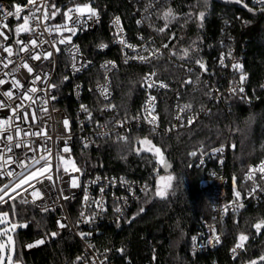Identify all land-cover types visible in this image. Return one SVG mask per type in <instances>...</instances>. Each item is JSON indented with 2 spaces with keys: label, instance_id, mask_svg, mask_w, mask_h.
Listing matches in <instances>:
<instances>
[{
  "label": "trees",
  "instance_id": "16d2710c",
  "mask_svg": "<svg viewBox=\"0 0 264 264\" xmlns=\"http://www.w3.org/2000/svg\"><path fill=\"white\" fill-rule=\"evenodd\" d=\"M24 1L0 0L9 4ZM91 2L104 17L97 33L87 35L83 41V49L92 59L103 58L96 51L102 41L112 45L108 21L114 15L123 19L131 38L144 32L148 36H157L167 45L164 58L149 65L122 66L113 74L117 102L126 109L128 116L139 111L140 104L149 93L143 78L153 69L159 70L160 79L180 78L181 71L167 58L169 54L182 63L197 64L199 60L207 71L216 70L215 57L232 47L244 56L243 72L249 89L253 90L258 100L247 106L238 98H233L227 107L209 98L206 85L186 86L182 91L183 102L197 110L207 109L208 113L190 128L153 139V144L161 149L163 159L170 168L157 171L154 156L137 152L138 140L148 136L146 132L134 134L123 143L103 142L98 150L85 153L78 161V167L86 176L112 173L148 184L149 189L129 220L120 227L103 232L102 246L111 249L116 264H192V237L202 219H211L213 195L211 189L201 188L209 178L208 170L198 167L197 159L189 153L200 146L209 150L228 141L226 172L230 190L242 184L243 173L251 164L264 158V11L255 0H244L253 11H248L235 0H170L148 18L151 27L143 31L137 26L133 6L127 0ZM169 9L172 15L165 17L164 13ZM199 12L205 14L203 21L198 18ZM101 36L105 37L104 40ZM185 50L188 51L187 56L184 55ZM96 69L95 66L91 71ZM216 73L221 76L224 72L217 70ZM154 94L160 101L161 119L170 121L172 106L166 102L164 95ZM145 155L150 159L144 160ZM168 174L175 176L176 181L168 196L161 199L154 195L157 180L159 176ZM20 200L17 198L15 202V218L27 222L25 228L18 227L16 231L18 257L23 264H73L81 255L82 246L69 234H62L57 240L49 241L31 253L24 251L25 244L49 234L52 221L49 214L21 204ZM141 208L143 212H140ZM0 210L11 214L8 205H3ZM260 220H264V201L254 209L230 215L224 224L226 240L209 258L221 264H239L240 261L249 263L264 255V229L257 233L253 227ZM241 233L248 236L246 249L241 260H230L228 252Z\"/></svg>",
  "mask_w": 264,
  "mask_h": 264
},
{
  "label": "built area",
  "instance_id": "2783aa9c",
  "mask_svg": "<svg viewBox=\"0 0 264 264\" xmlns=\"http://www.w3.org/2000/svg\"><path fill=\"white\" fill-rule=\"evenodd\" d=\"M133 6V16L135 22L139 28L144 31H148L151 24L148 23V18L157 12V10L170 0H127ZM43 0H37V4L42 3ZM49 12L52 11L51 6L55 4L60 11L57 13L55 19L49 20L47 23L49 27L54 25L64 24L63 12L67 11L68 8L72 7L77 3H70L66 0H46ZM86 2H79L83 4ZM256 3V0H255ZM21 6L28 5V0L21 3H14ZM7 2H0V6L4 9L13 10V5ZM95 8L94 3L91 2ZM98 10V9H97ZM99 12V18L87 21V25L81 30L77 31L75 35H71L68 32H63V36L67 37L71 35L70 44H56V47L60 49L56 52L51 46L52 41H59L61 35L56 31L51 33L45 32L43 25L36 29V33H25L21 32L19 39L27 42L30 39L37 38L49 41L44 43L39 48L35 49L37 52L52 51L53 56L49 59L31 60L29 53H20L11 57L13 63L9 65L7 69L0 66V79L8 81L4 85H0V93L11 88L12 76H6L4 73L10 72L18 64L21 63V57L33 67V75L29 76L26 69L21 68L20 71L14 73L16 79L24 85V88L12 89L14 92V99L9 101L12 107L21 103L20 97L25 89L36 87L39 89H45L47 84H55V88H47V95L45 91H37L32 94L36 99L35 103L25 100L23 103L29 113V119L27 122H23L22 119H13L12 127L6 132L0 133V136L6 137L11 134L14 137L13 144L17 141H23L28 144L31 148H39V146L45 144L44 137L40 136H15V126L19 125L25 131H39L41 128H46L48 136L51 137L47 141V146H51L53 153V172H55V154L64 145L65 139L68 136L71 138L67 140L68 145L72 149L71 153H64L63 155L67 158L71 155V158L75 161L78 167V161L82 160L85 153L90 151L98 150L103 142H112L114 144L126 142L134 134H141L143 132L148 133V136H144L139 139V148H141L140 140L147 138L152 141L154 138L167 137L175 132L183 129L192 127L197 120L208 113L207 109H195L193 107L186 109L184 112H179V108L186 105L182 100V91L186 86L199 87L200 84H204L208 87L209 98L215 103L225 104L230 106V99L238 98L247 106L251 105L253 101L258 100L257 95L250 90L246 79L241 82L240 75L241 71L234 69V64H244V56L238 52L236 48L232 47L226 52H221L215 57L216 70L202 71L199 64H188L179 62L178 59L172 54L168 55V59L177 66L181 71L179 79L164 80L160 79V72L158 69H153L151 72H155L156 75L152 77L156 81L157 86L147 88L149 93L146 95L142 103L140 104L139 111L134 115H126V109L120 106L117 102V93L115 89V83L113 74L117 72L122 66H142L149 65L150 63L164 58L166 55V47L157 36L146 35L144 32H139L135 35V38H131L128 33L123 19L119 15L112 16L108 21V27L111 30L113 41L112 45L102 41L103 44L107 45L105 48H100L99 45L96 47L97 53L102 56L100 60H94L84 51V38L89 34H95L102 26L104 22L103 15ZM27 10L21 13V16L26 15ZM40 15V13H37ZM119 18V27L122 29L121 32H117V25L115 23L116 18ZM86 19V18H83ZM22 19L17 20L15 17H8L5 21L3 16H0V23H6L8 28L15 29L18 24H22ZM32 26L35 27V22H32ZM4 31L9 35V39L3 41L5 45L13 47L14 51L19 48V45L15 44L17 39L14 32H8V29ZM43 33V35H39ZM104 36H101V39ZM121 37L127 41L128 44L135 46L133 48H127L124 44L120 43ZM2 40V37H0ZM73 45L78 48V53H75V64L80 71L73 69L74 63V52ZM147 49V50H146ZM159 50L155 56L151 57V62H141L139 59H129L125 62L127 56H136L140 53L144 56H149L150 53L155 50ZM231 53V55H229ZM109 55V57L107 56ZM224 56L223 65L220 63L221 56ZM7 56V53L3 52L0 48V58ZM107 56V57H106ZM84 62H90L86 67L81 68V64ZM111 62V64H108ZM108 64L110 70H106L104 65ZM114 65V67L112 66ZM97 69L91 71L94 67ZM191 70V71H189ZM223 71L221 76H218L216 71ZM91 71V72H90ZM150 72V73H151ZM244 73V72H243ZM46 74V81H45ZM149 74V73H148ZM35 75H40L41 80L36 81L35 84L32 80ZM67 77V79H65ZM191 80L192 83H185V81ZM163 82L167 85L166 88L159 87V83ZM264 85V84H263ZM106 86L108 90V98L105 99L101 94V87ZM243 88V92H233L232 89ZM160 93L164 95V99L167 103L172 106V119L162 120L159 115V104L158 97L154 94ZM149 95L154 96L155 100V115H158L159 120L155 131H153V125L149 124L145 119L144 109ZM55 99H51V97ZM6 99L0 95V100ZM41 99L47 100L48 103L43 105L48 111L41 112ZM111 104L115 105L114 108L104 109V105ZM81 105L87 106L91 112L92 119L88 118V113L81 110ZM25 108L19 110V115L22 116ZM35 110L37 120L35 123L32 122L31 113ZM177 115H180L182 119H176ZM13 117L11 108H0V120H6ZM136 117V119H134ZM67 118L70 125V132H65L63 127V120ZM193 118V123L188 125V119ZM126 121L123 126L119 122ZM97 122L100 125L97 126ZM184 126H181V125ZM169 129H172L169 131ZM100 133H107V135H100ZM118 136L127 137V140H118ZM8 141L4 138H0V153L5 151V145ZM154 145V144H153ZM223 148V152H213L214 149ZM229 142L223 143L217 147L206 150L202 146L198 147L194 151L197 155L194 157L197 159L198 167L208 170L209 178L201 185V188H209L213 195V204L211 209V219H202L199 225L196 227L193 237L195 236L196 242L192 240L191 245V260L192 264H221L219 261L213 258H209V255L218 250L225 242L226 236L224 232V224L230 215L241 212L244 209L256 208L264 201V180H261V174L256 173V184L259 187L253 193L254 187L252 180L246 179V174L250 167H255L260 164V161L251 164L243 173L242 184L237 185L233 190L229 187V178L226 172V164L228 162L229 153ZM144 152L145 151H141ZM39 155H47L43 152L42 148L39 151L33 152L29 147L21 146L19 148L13 147L11 152H6L5 159L12 157L10 162L4 169L0 171H12L13 177L7 175L0 176V186L9 183L14 179H17L16 174L26 172V169L21 168L19 165L21 162L24 164H30L32 157H39ZM193 157V156H191ZM223 161L221 163L220 161ZM203 161V163H201ZM2 163V161H0ZM79 168V167H78ZM63 179L56 181L55 186L49 181H44V184H36V187L41 189L43 193L42 199H37L35 204L31 203L32 196L30 195L31 189L28 192H23V198H27L30 202L28 205L34 207L43 214H49L52 221V230L49 232H57L58 235L51 237L50 235L46 239V242L42 245H38L32 248H28L27 245L35 244L36 241L45 238L41 236L32 242L24 245V251L31 253L37 248L46 245L49 241L57 240L62 234H69L75 237L82 246L81 255L83 259L75 261L73 264H116V261L112 258V251L110 248L102 246V235L103 232L109 228L120 227L127 220L134 211L141 197L149 189L148 184L131 179L124 175L112 174V173H96L92 176H86L81 170L80 172H74L72 175L79 177V187L71 188L67 181L69 176L63 174ZM99 178V179H97ZM55 179V176H54ZM34 182V181H33ZM103 188V192H101ZM61 189L63 192H61ZM240 193V197L237 198L235 192ZM85 195L88 196L87 204L84 201ZM63 197H69L64 199ZM22 198V197H17ZM93 200L103 201V211L97 208L92 203ZM238 204H242L243 207H237ZM47 207L49 210L44 212L41 207ZM225 206H228V210L225 212ZM120 208V212H116V208ZM84 212L85 216L95 213V220L92 223L83 222L81 212ZM57 221H62L67 225L65 228H58ZM210 228L215 229L216 235L220 237L219 243H209V239L212 238V231ZM90 233L84 238H81L79 233ZM238 240V239H237ZM237 240L232 244L228 258L236 261L241 260V257L246 249V242L243 249H237L235 256L232 253V249L235 247ZM147 264H150L147 262ZM239 264H249L248 262L240 261Z\"/></svg>",
  "mask_w": 264,
  "mask_h": 264
},
{
  "label": "snow or ice",
  "instance_id": "6c2138e0",
  "mask_svg": "<svg viewBox=\"0 0 264 264\" xmlns=\"http://www.w3.org/2000/svg\"><path fill=\"white\" fill-rule=\"evenodd\" d=\"M236 3L242 4L243 7H245L248 11H253V8L249 7L247 3H244V0H235ZM256 3L261 6V10L264 11V0H256ZM14 11L13 10H7L4 9L3 6H0V16H3V19L6 21L8 17H15L17 20L22 19V24H18L15 29H10L8 28V25L6 23H0V37H2V40H0V48L3 49L4 53H7V56L4 58H0V66H2L4 69H7L10 64L13 63L11 57L14 55H19L20 53H29V58L31 60H40L42 57L43 59H49L53 56L52 51H44V52H37L35 49L39 48L42 46L44 43H49V41L42 40L40 39L38 41L37 38L30 39L29 41L25 42L21 39H19L20 33L25 32V33H36V29L41 27L43 25L44 31L51 33L52 31H56L61 35L60 40L57 41H52L51 46L52 48L55 49L56 52H59L60 49L56 47V44H70L71 43V35H75L77 31L81 30V28L85 27L87 25L88 20H92L93 18L98 19L99 18V12L96 8H94L91 4V0L89 2L83 3V4H74L72 7L68 8L67 11L63 12L64 16V24L61 25H54L49 27L48 21L51 19H55L57 13L60 11L59 8L55 4L51 6L52 11L49 12L48 10V5L46 0H43L42 3L37 4V0H28V5L21 6L18 4L13 5ZM27 10V14L21 16V13ZM37 13H40V15H37ZM165 17H169L172 15L171 9H169L167 12L164 13ZM204 12H199L198 18L199 20L203 21L204 19ZM86 18V19H83ZM32 22H35V27L32 26ZM117 25V32L122 31L119 27V18H116L115 21ZM4 29H8V32H14L16 35L17 39L15 40V44L19 45V48L14 51L13 47L10 45H5L3 41H6L9 39V35L4 31ZM164 29H159V31H163ZM68 32L71 35L65 37L63 36V32ZM39 35H43V33H40ZM120 43L124 44L125 47L127 48H133L135 51V46L130 45L125 41L122 37L120 39ZM100 48H105L107 45L105 44H100ZM164 47H167V45H164ZM147 50V49H146ZM158 49L155 50L154 52L150 53L149 56H144L140 53H137L136 56H127L126 54V59L125 62L129 59H139L141 62H151V57L155 56L158 53ZM73 52H74V63H73V69L75 71H80V68L76 67L75 64V53H78V48H76L75 45H73ZM174 54V53H173ZM184 55H188V51L185 50ZM231 55V53H229ZM90 62H84L81 64V68L86 67ZM197 64H199L200 68L202 71H207L206 66L199 60L196 61ZM220 63L223 65L224 63V56H221ZM108 64H111V62H108ZM108 64L104 65L106 70H110L108 67ZM114 67V65H112ZM26 69L29 76L33 75V67L28 64L26 60L21 57V63L18 64L15 68H13L10 72L4 73L6 76H12L11 80V88L9 90H5L0 95L5 97L6 99L0 100V108H11V111L13 113V117L6 119V120H0V133L8 131L9 128L12 127V120L13 119H22L23 122H27L29 119V113L27 111V108H25L24 101L28 100L31 101L32 103L36 102V99L33 97L32 94L36 93L37 91H45V94L47 95V88H55L57 85L55 84H47L45 89H37L36 87H31L28 89H25L23 94L18 97L21 100L20 104H17L15 107H12V105L9 103V101H12L14 99V92L12 89H20L24 88V85L20 83L18 79L15 78L14 73L20 71V69ZM234 69L240 70L241 75H240V81L243 82L246 79V75L242 71V65L240 64H234L233 65ZM191 71V70H189ZM156 75L155 72H151L147 74L143 78V84L147 88H152L156 87L157 83L152 79ZM47 77L45 74V81ZM67 79V77H65ZM41 80L40 75H35L32 83L35 84L36 81ZM5 83H8V81L4 79H0V85H4ZM185 83H192L191 80L185 81ZM159 87L161 88H166L167 85L164 84L163 82H160ZM101 94L104 96L105 99L108 98V90L106 86H102L101 89ZM233 92L239 91L243 92V88H233ZM51 99H55V97H51ZM155 100L156 98L154 96L149 95L148 100L146 102V107L144 109L145 115L144 119L151 125H153V131H155V128L157 126V122L159 120L158 115H155ZM48 103L47 100L41 99V108L39 109L41 112H47L48 109L44 107L43 105H46ZM115 105L111 104H106L104 105V109H110L114 108ZM21 108H25V111L23 112V115L20 116L19 110ZM191 108L190 104H186L183 107L179 108V112H184L186 109ZM81 110L88 113V118L92 119L91 112L85 105H81ZM31 119L32 122L35 123L37 120L36 112L35 110L31 113ZM136 119V117H134ZM176 119L180 120L182 117L180 115H177ZM121 126H123L126 121H121L119 122ZM193 123V118L188 119V125H191ZM97 126L99 127L100 125L97 122ZM181 126H184L183 124ZM63 127L65 129V132H70V125L69 121L67 118L63 120ZM172 129H169L171 131ZM23 133L24 136H37V137H44L45 139V144L39 146V148H31L28 144L24 143L22 140L17 141L14 144L12 143L14 140L13 135L9 134L6 137L0 136V138H4L8 141V144L5 145V151L3 153H0V169H4L10 162L12 161V157H7L5 159V154L6 152H11L13 147L19 148L22 145L25 147H29L31 151L37 152L42 148L43 152L46 153L47 155H39V157H32L31 163L30 164H24L23 162L20 163V167L26 169V172H21L20 174H16L18 176L17 179H14L12 181H9V183L4 184L0 186V207L3 205H8L10 210H11V216L9 215L8 211H2L0 210V264H4V258H5V252L6 250L13 252L15 251V240L13 238V234L15 233L16 229L18 227H26V224H20L15 220V217L17 215L16 211V199L17 197H22L20 200L21 204H27L30 201L27 198H23V192H28L29 189H31L30 195L32 196V201L31 203L35 204V201L37 199H42L43 198V193L41 189L36 187V184H44V181H49L52 186H55L56 181L63 179L62 175H60L61 171L63 174L69 176V180L67 183L71 188H76L79 187V177L72 175L74 172H80L81 169L76 166L75 161L71 158V155H69L67 158L63 155L64 153H71L72 149L68 145L67 140L70 139L71 137L68 136L67 139L64 141V145L61 149H59L56 154H55V172H53V153H52V148L51 146H47V141L51 139L50 136H48L46 128H41L39 131H25L22 129L19 125L15 126V136L16 137H21V134ZM100 135H107V133H100ZM118 140L125 141L127 140V137L123 136H118ZM141 148L137 149V152L141 151H151L153 154L158 157V162L162 163L165 169L170 168L171 166L164 161L163 159V152L159 147H156L155 145L152 144V141L144 138L140 140ZM232 148H235V145H232ZM213 152H223V148H217L214 149ZM190 156L195 157L197 155L196 151H192L189 153ZM223 163V161H220ZM203 163V161H201ZM259 172L261 174L260 178L261 180H264V160L260 162L259 165L255 167H250L247 174H246V179L247 180H252L254 187L252 189V192L254 193L256 189L259 187L258 184H256V173ZM7 175L9 177H13L14 173L12 171H0V176ZM55 176V179H54ZM99 179V178H97ZM175 179L174 176L171 174H168L166 176H159L157 180V186L154 195L157 197H160L161 199L166 198L167 196V191L172 187V181ZM34 181V182H33ZM235 182V180H234ZM145 192H147V186H145ZM61 192L63 190L61 189ZM101 192H103V188H101ZM235 195L237 198L240 197V193L237 191L235 192ZM64 199H69V197H63ZM84 201L87 204L88 202V196L85 195ZM92 203H94L97 208L101 209L103 211V201L102 200H93ZM243 207L242 204H238L237 206ZM41 210L44 212H47L49 209L47 207L42 206ZM116 212H120V208L115 209ZM228 210V206H225L224 211L226 212ZM144 209L141 208L140 212H143ZM81 217L83 218V222L85 223H92L95 220V213L85 216L84 212H81ZM57 226L58 228H65L67 225L63 223L62 221H57ZM253 227L256 229L257 233H259L262 229H264V220H260L257 223L253 225ZM210 231H212L213 235L212 238L209 239V243H219L220 242V237L216 235L215 229L210 228ZM55 237L58 235L57 232H52L50 234H47L45 238L40 239L35 242V244H29L27 245L28 248H32L38 245H42L46 242V239L48 236ZM81 238L86 237L87 235H90V233H84L81 232L79 233ZM196 237H192V240L196 242ZM248 240V236L241 233L238 237L237 243L235 247L231 250L233 255L237 253V249H243L245 242ZM121 251H123L121 249ZM77 261L82 260V257H77ZM7 261L8 264H13L12 261V255L9 254L7 255ZM102 264V262H101ZM249 264H264V255H261L258 259L251 260Z\"/></svg>",
  "mask_w": 264,
  "mask_h": 264
},
{
  "label": "rangeland",
  "instance_id": "374dc122",
  "mask_svg": "<svg viewBox=\"0 0 264 264\" xmlns=\"http://www.w3.org/2000/svg\"><path fill=\"white\" fill-rule=\"evenodd\" d=\"M205 1L208 2V1H210V0H205ZM143 159H144V160H148V159H150V158H149L148 155H145V156H143ZM162 176H166V175H162ZM174 177H175V176H174ZM175 181H176V178L172 181V187H171V188H173V186H174V184H175ZM171 188L168 189V191H167V196H168V193H169V191L171 190ZM167 196H166V197H167ZM164 199H165V198H164ZM9 215L11 216L10 213H9ZM15 220H16L18 223H20V224H26V225H27V222L24 221V220L20 221V220H18V219H16V218H15ZM21 228H25V227H21ZM16 231H17V229H16ZM16 231H15V233L13 234V238H14V240H15V251H14V253H13V252H10V251L6 250V252H5V258H4V264H8V261H7V255H9V254L12 255V261H13V264H23V262H22V261L20 260V258L18 257V241H17Z\"/></svg>",
  "mask_w": 264,
  "mask_h": 264
},
{
  "label": "flooded vegetation",
  "instance_id": "af4514ba",
  "mask_svg": "<svg viewBox=\"0 0 264 264\" xmlns=\"http://www.w3.org/2000/svg\"><path fill=\"white\" fill-rule=\"evenodd\" d=\"M145 153H147V154H150V155L154 156V157H155V158H154V160H155V162H156L157 166L159 165V164H158V157H156V156L153 154V152H151V151H145Z\"/></svg>",
  "mask_w": 264,
  "mask_h": 264
},
{
  "label": "water",
  "instance_id": "95a60500",
  "mask_svg": "<svg viewBox=\"0 0 264 264\" xmlns=\"http://www.w3.org/2000/svg\"><path fill=\"white\" fill-rule=\"evenodd\" d=\"M158 166H157V171H159L160 169L164 168L163 164L158 162Z\"/></svg>",
  "mask_w": 264,
  "mask_h": 264
}]
</instances>
